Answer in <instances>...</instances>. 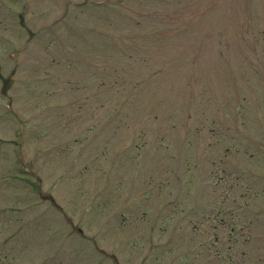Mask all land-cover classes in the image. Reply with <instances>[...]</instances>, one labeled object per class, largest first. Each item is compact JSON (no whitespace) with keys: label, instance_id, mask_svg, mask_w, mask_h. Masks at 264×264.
Masks as SVG:
<instances>
[{"label":"rangeland","instance_id":"374dc122","mask_svg":"<svg viewBox=\"0 0 264 264\" xmlns=\"http://www.w3.org/2000/svg\"><path fill=\"white\" fill-rule=\"evenodd\" d=\"M8 42L0 264H264V0H0Z\"/></svg>","mask_w":264,"mask_h":264}]
</instances>
